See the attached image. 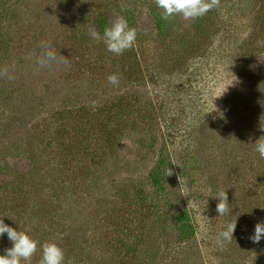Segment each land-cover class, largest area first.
<instances>
[{"label":"rangeland","instance_id":"obj_1","mask_svg":"<svg viewBox=\"0 0 264 264\" xmlns=\"http://www.w3.org/2000/svg\"><path fill=\"white\" fill-rule=\"evenodd\" d=\"M161 11L0 0V219L39 242L31 264L44 242L64 264H264V239H248L264 222V0H219L195 20ZM118 15L138 30L122 55L92 36ZM42 41L51 68L36 64ZM11 246L0 236V255Z\"/></svg>","mask_w":264,"mask_h":264},{"label":"clouds","instance_id":"obj_2","mask_svg":"<svg viewBox=\"0 0 264 264\" xmlns=\"http://www.w3.org/2000/svg\"><path fill=\"white\" fill-rule=\"evenodd\" d=\"M155 4L161 11V19L168 21L177 15L185 20H195L204 16L207 12L213 10L219 4V0H155ZM137 28L129 26L127 19L123 15H118L111 22L110 26L105 27L103 35L93 31L92 36L102 41L107 51L122 55L125 51L130 50L135 44L137 38ZM66 60V58L64 57ZM58 54L53 48L50 41H42L40 52L36 61L40 69L51 68L58 64ZM235 77V76H234ZM108 82L112 85L119 83L117 74H110ZM236 77L233 81H236ZM232 81V83H233ZM231 83V84H232ZM227 91V87L218 96H222ZM215 108V105H214ZM255 150L259 156L264 159V136H261L255 142ZM174 174L171 168L166 169V177ZM185 196H188V190L185 189ZM218 200L216 212L222 216L229 213V202L226 190H220L214 197ZM236 229V219L226 225L225 230L219 233L218 243L231 242ZM7 234L11 247L5 249V253L0 255V264H31L32 257L37 252L38 241L32 239L23 231H18L3 222L0 219V236ZM253 243H259L264 239V222L255 224L254 233L248 237ZM41 258L38 264H64V251L55 242H44L40 245Z\"/></svg>","mask_w":264,"mask_h":264}]
</instances>
